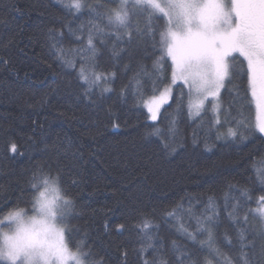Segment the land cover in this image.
Listing matches in <instances>:
<instances>
[{
	"label": "trees",
	"instance_id": "16d2710c",
	"mask_svg": "<svg viewBox=\"0 0 264 264\" xmlns=\"http://www.w3.org/2000/svg\"><path fill=\"white\" fill-rule=\"evenodd\" d=\"M12 5L19 10H13ZM89 19L87 14L79 19L69 14L59 0H0V44H7L9 39L14 42L5 51L8 62H0V199L4 210L10 211L22 192L25 197L29 195L27 181L37 165L55 168L51 148L58 145L69 154L62 163L61 181L75 204L69 217L74 238L77 242L86 240L105 264H142V241L134 227L139 212L150 214L152 221L148 232L157 251H147L149 260L158 264L163 257L167 264H178L180 252L173 247L174 241L184 252L180 257L184 264H188V257L195 264H223L222 256L217 257L203 243L207 235L197 232L194 219L185 213L180 223L196 236L195 240L179 230L177 221L161 215V209L180 202L188 208L189 197L192 210L199 214L205 210L209 196H214L219 206L212 226L213 247L237 264L241 251L237 231L246 227V236L249 240L255 238L256 249L255 254L251 247L243 251L259 264L261 238L256 230L260 221L249 214L247 224L237 225L228 216L231 207L225 208L224 193L228 191L226 184L231 183L236 189H249L253 198L264 195L253 170V163L264 158V134L245 132L244 140L217 139L210 111L203 114L202 120L192 119L186 108L177 112L180 106L171 101L157 121H150L136 86L130 84L138 63L153 72L154 57L159 53L151 47L149 37L144 38L142 50L132 56L127 51L112 55L114 37L95 39L98 70L116 75L108 85L111 91L100 95V88L93 89V104L83 95L76 70L57 58L48 39L50 30L63 31L62 47L81 48L82 41L86 43V33L79 32L81 40H77L68 32V26L75 29L87 25ZM119 46L127 49L126 44ZM76 63H80L78 58ZM169 63L164 64L166 70ZM166 75L170 72L166 71ZM141 83L146 100L153 94L151 81L141 75ZM235 85L233 88L226 81L222 93L224 110L235 119L254 121L255 105L250 106L245 97V80L238 77ZM172 119L176 121L174 137L169 132ZM235 119L228 125L235 128ZM154 128L160 129L159 136L150 134ZM98 129L102 134L97 135ZM9 139L16 144L15 153L7 145ZM164 141L178 145L175 152L166 150ZM77 151L83 155L72 157ZM73 159L74 164L69 162ZM230 195L245 203L238 191ZM232 203L230 200L229 205ZM256 206L254 202L246 205L251 209ZM120 224L125 229H120Z\"/></svg>",
	"mask_w": 264,
	"mask_h": 264
},
{
	"label": "snow or ice",
	"instance_id": "6c2138e0",
	"mask_svg": "<svg viewBox=\"0 0 264 264\" xmlns=\"http://www.w3.org/2000/svg\"><path fill=\"white\" fill-rule=\"evenodd\" d=\"M59 3L77 19L84 14L90 18L87 25L81 24L75 29L68 26V32L77 40H81L79 32L86 33V43L82 41L81 48L62 47L63 31L50 30L48 39L57 58L68 68L76 70V79L83 95L93 104L96 103L91 99L93 89L100 88V95L111 91L108 85L116 75L112 71L98 70L96 56L99 49L95 39L114 37L112 55L120 56L127 51L132 56L134 52L142 50L144 38L149 37L151 47L159 53L154 57L153 72L149 73L142 63H138V71L130 84L136 86L137 96L153 121L157 120L160 108L171 101L180 106L177 112L186 108L192 119L202 120L203 114L210 111L213 114L211 123L221 125L223 116V123L227 125L235 118L231 117L227 109L221 113V90L226 81L235 88L236 78L242 77L246 83L245 97L250 106L255 105V119H235L236 127H228L226 133L217 128V139L227 136L244 140L247 139L245 132L264 134V0H59ZM110 4H115V7H110ZM11 7L19 10L15 5ZM13 43L9 39L7 44H0V62H8L5 51ZM121 44H126L127 49L120 47ZM77 58L79 64L76 63ZM167 61L170 63L166 70L164 64ZM166 71L170 75H166ZM141 75L148 76L151 81L153 94L147 100H144L141 92ZM175 123V119L170 121L169 132L173 137ZM99 134L102 133L98 129ZM150 134L159 136L160 129L154 128ZM196 141V134L193 133V143ZM7 145L11 152L17 151L11 139ZM177 146L174 142L163 143V147L170 153L175 152ZM51 152L55 157V168L46 164L35 167L27 181L30 190L27 197L22 192L10 211L4 210V201L0 199V212L3 213L0 215V261L4 264H105L103 257H98L86 240L77 242L74 238L69 217L75 204L61 181L62 163L68 160L69 154L67 149L58 145H53ZM77 155L83 154L78 151L71 154L72 157ZM69 162L75 163L74 159ZM253 170L261 191H264V158L253 163ZM226 187L228 191L224 193V206L231 207L229 218L237 225L247 224L249 214L260 221L256 235L261 238L259 264H264V195L253 198L250 190L245 187L236 189L231 183H227ZM233 190L240 193L244 204L230 195ZM191 200L189 197L188 208L180 202L161 209V215L165 219L177 221L179 230L195 240L196 236L180 223L186 213L195 220L197 232L206 233L207 240L203 243L222 256L223 264H233L231 258L213 247L215 234L212 226L219 215L216 198L209 196L205 210L199 214L192 210ZM230 200L234 201L231 205ZM248 202L256 203V208H247ZM21 204L29 207H22ZM149 215L139 212L134 227L142 241L139 250V254L144 256L142 264H157L156 260H149L146 256L149 249L157 251L148 232L152 227ZM118 227L125 229L124 224ZM247 232L246 227L238 228L237 238L241 251L237 264H257L243 251L251 247L255 254V238L249 240ZM225 238L228 239L227 234ZM228 242L231 243V240ZM173 247L183 257V250L174 241ZM180 257L178 264H184ZM158 264H167V261L160 257ZM188 264H195L191 257H188Z\"/></svg>",
	"mask_w": 264,
	"mask_h": 264
},
{
	"label": "rangeland",
	"instance_id": "374dc122",
	"mask_svg": "<svg viewBox=\"0 0 264 264\" xmlns=\"http://www.w3.org/2000/svg\"><path fill=\"white\" fill-rule=\"evenodd\" d=\"M225 84H226V82H225ZM222 93H223V89L221 90V94H220V98H221V109H220V111H221V113H223L225 110H224V105H223V101H222ZM149 98V97H148ZM147 98V99H148ZM146 99V100H147ZM165 105H167V104H165ZM164 105V106H165ZM163 106V107H164ZM143 107H144V109L146 110V112H147V114H148V117H149V120L150 121H153L151 118H150V113L147 111V108L144 106V104H143ZM163 107L162 108H160V110H159V113H158V118H159V115H160V112H161V110L163 109ZM158 118H157V120H158ZM157 120H155V121H157ZM155 121H153V122H155ZM217 126V125H216ZM228 127H231L230 125H225L224 123H223V116H221V125H219V126H217V128H219V131L220 132H222V133H226L227 132V128ZM221 140H228V139H231L230 137H227V136H224V137H222V138H220ZM216 256L217 257H221V256H219V255H217L216 254ZM221 259H222V257H221ZM208 264H213L211 261H209L208 262Z\"/></svg>",
	"mask_w": 264,
	"mask_h": 264
}]
</instances>
